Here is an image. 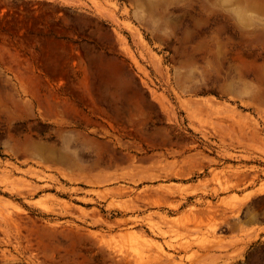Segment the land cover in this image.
<instances>
[{"label": "rangeland", "instance_id": "rangeland-1", "mask_svg": "<svg viewBox=\"0 0 264 264\" xmlns=\"http://www.w3.org/2000/svg\"><path fill=\"white\" fill-rule=\"evenodd\" d=\"M0 264H264V0H0Z\"/></svg>", "mask_w": 264, "mask_h": 264}, {"label": "bare ground", "instance_id": "bare-ground-1", "mask_svg": "<svg viewBox=\"0 0 264 264\" xmlns=\"http://www.w3.org/2000/svg\"><path fill=\"white\" fill-rule=\"evenodd\" d=\"M50 157H52L51 155H49Z\"/></svg>", "mask_w": 264, "mask_h": 264}]
</instances>
